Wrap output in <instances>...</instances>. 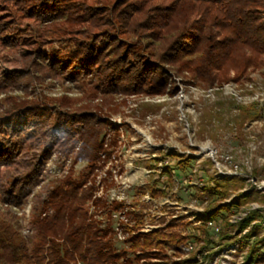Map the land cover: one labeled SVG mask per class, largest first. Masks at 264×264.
I'll return each instance as SVG.
<instances>
[{
  "label": "trees",
  "instance_id": "1",
  "mask_svg": "<svg viewBox=\"0 0 264 264\" xmlns=\"http://www.w3.org/2000/svg\"><path fill=\"white\" fill-rule=\"evenodd\" d=\"M0 4L19 18L39 24V40L20 45L15 20L0 16V48L21 46L19 68L1 76L0 171L16 166L23 146L30 150L49 143L47 148L73 155V163L85 162L87 168L79 177L66 175L33 206L34 231L29 241L18 234L14 215L0 208V264H208L211 252L198 257L213 242L205 221L219 218L223 221L217 231L220 241L237 251L245 249L239 264H264L260 250L264 214L248 209L241 219L231 222L228 218L249 200L248 191L239 190L242 183L237 177L218 179L207 170L201 172L210 181L193 194L206 203L197 218L202 220L198 227L202 239L181 236L173 224L148 232H140L136 225L127 240L129 252L113 244L108 211H116L121 204L92 199L93 187L86 186L100 166L101 154L107 158L116 145L115 133L105 145V136L113 128L97 115L114 97L171 94L177 89L175 77L210 88L249 79L250 70L264 66V0H0ZM101 39L104 43L98 45ZM76 72L89 75L91 97L101 96L100 105L91 101L73 105L66 96L49 104L33 95L46 80L72 78ZM237 108L238 113L225 124L241 130L258 117L251 105ZM214 120L222 117L205 112L206 125ZM46 123L47 134L38 136L37 129ZM75 142H80L76 152ZM49 149L43 154L47 156ZM167 156L173 160L162 172L168 181L174 170L184 174L193 159L176 152ZM41 163L33 160L24 171L10 175L0 202L23 205L38 182ZM252 173H257L256 168ZM147 189L152 197L165 195L156 180ZM231 192L235 195L226 202ZM91 200L94 212L87 206ZM105 210L107 221L102 225L98 213ZM128 214L141 218L138 213ZM125 229L131 231L128 226ZM186 240L197 247L184 256L181 247Z\"/></svg>",
  "mask_w": 264,
  "mask_h": 264
},
{
  "label": "rangeland",
  "instance_id": "2",
  "mask_svg": "<svg viewBox=\"0 0 264 264\" xmlns=\"http://www.w3.org/2000/svg\"><path fill=\"white\" fill-rule=\"evenodd\" d=\"M0 16L15 20L16 37L20 45L39 40L38 22L21 19L9 6L2 4ZM103 43L102 39L98 41V45ZM20 48L21 46L0 48V84L3 74L19 68ZM92 82L89 75L76 72L72 78L46 80L40 87H36L33 95L44 97L49 104H54L62 96H66L73 105L89 101L100 105L101 96L94 99L91 97ZM173 85L177 89L171 94L118 95L107 108L102 107L101 111H97L99 118L107 120L113 128L112 132L105 136V145L113 133L116 139L113 151L107 158L105 156V159L116 161L108 167H118L120 178L114 181L112 171L108 168L106 176L101 178L104 192L102 197L98 198L108 202L116 201L121 207L113 212L105 210L98 213V216L104 225L107 221V211L110 213L113 244L117 249L129 252L127 240L134 235L136 225L140 232H148L163 228L166 224H173L172 229L181 236L196 235L202 239L204 235L198 228L202 220L197 218L205 209L206 203L195 198L193 194L196 188L210 182L206 175L201 173L205 170L209 176L215 175L218 179L237 177L242 183L239 190L248 191L247 203L242 205L238 212L232 210L229 214L231 222L241 219L248 209H258L264 214V66L250 70L249 79L229 81L210 88L201 87L196 82L184 83L178 77H175ZM168 86L169 84L167 88ZM11 94L23 96L20 92ZM3 98L4 95L0 94V101ZM250 105L258 111L257 118L246 122L241 130L225 124L229 116L238 113V106ZM110 106H113L114 110H107ZM208 110L215 112L222 120H214L211 125H206L204 114ZM204 125L206 131L201 132ZM48 130L49 124L46 123L37 129V135L45 136ZM47 146L51 147V144ZM47 146L30 150L23 146L17 153L16 166L0 171L1 193L6 190V181L10 175L24 171L33 160L42 162L38 182L30 190L23 205L15 207L0 202V208L8 209L14 215L18 234L27 241L32 238L34 231L30 224L33 206L38 205L66 175L76 178L87 172L85 162L73 163V155H66ZM79 146L80 142H75V152ZM48 149L50 152L46 156L43 152ZM167 152H176L183 157L193 156L187 171L180 174L174 170L171 181L162 173L166 166L173 164ZM100 160V166L94 169L92 178L86 182V186L93 187L92 199H95L93 196L96 178L105 167L104 158L100 157ZM206 163L210 164L208 168ZM255 168L257 173L254 175L252 170ZM153 180L165 191L164 196L150 195L147 186ZM235 192L230 193L226 202L232 200ZM87 206L94 212L92 200ZM22 210L29 212L26 222L21 215ZM120 211L124 212L126 219L119 218ZM128 212L141 214V218L130 216ZM205 222L209 226L213 242L203 249L198 257L211 252L212 259L208 264L241 263L245 249L237 251L234 245L225 246V242L218 238L217 231L223 221L219 218L213 222ZM125 226L131 231L125 229ZM28 228H31V233L25 232ZM259 233L260 236L263 235V232ZM242 245H247V242H242ZM195 246L197 247L195 242L186 240L181 247L183 255L188 254ZM260 250L264 252V245L260 246ZM168 253L171 254L172 251L168 250Z\"/></svg>",
  "mask_w": 264,
  "mask_h": 264
},
{
  "label": "built area",
  "instance_id": "3",
  "mask_svg": "<svg viewBox=\"0 0 264 264\" xmlns=\"http://www.w3.org/2000/svg\"><path fill=\"white\" fill-rule=\"evenodd\" d=\"M101 157L102 158H104V160H105V167H104V169H103V171L101 172V174H99L98 176H97V180H96V182H95V190H94V198H98V197H102V194H103V192H104V186H103V184H102V180H101V178L103 179L105 176H106V171L108 170V168H110V167H108L109 165H111V164H115L116 163V161L114 160V161H112L111 159H107V161H106V159H105V155L103 154V155H101ZM111 169V171H112V178H113V180L114 181H117L118 180V178H120V174H119V172H118V167H112V168H110ZM22 216H23V220H24V222H26L27 221V219L29 218V212L28 211H23L22 210V214H21ZM118 216H119V218L120 219H126L125 218V215H124V212H119L118 213ZM25 232H27V233H31L32 232V230H31V228L29 229H27V230H25ZM25 234V233H24Z\"/></svg>",
  "mask_w": 264,
  "mask_h": 264
}]
</instances>
